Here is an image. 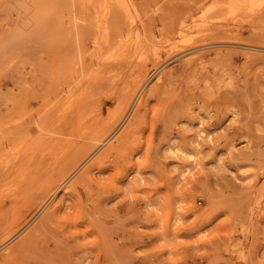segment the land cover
I'll list each match as a JSON object with an SVG mask.
<instances>
[{
	"label": "rangeland",
	"instance_id": "1",
	"mask_svg": "<svg viewBox=\"0 0 264 264\" xmlns=\"http://www.w3.org/2000/svg\"><path fill=\"white\" fill-rule=\"evenodd\" d=\"M231 1L0 0V264H264V0Z\"/></svg>",
	"mask_w": 264,
	"mask_h": 264
},
{
	"label": "bare ground",
	"instance_id": "2",
	"mask_svg": "<svg viewBox=\"0 0 264 264\" xmlns=\"http://www.w3.org/2000/svg\"><path fill=\"white\" fill-rule=\"evenodd\" d=\"M83 1V0H82ZM253 0H232L230 3H229V7L231 8V9H234V10H236V9H243V8H245V7H251L250 5L253 3L252 2ZM258 2V1H257ZM82 3V2H81ZM84 3V2H83ZM82 3V4H83ZM219 4V3H218ZM254 4H255V2H254ZM84 5H86V4H84ZM84 5H82L83 7H85ZM255 5H257V4H255ZM254 7H256V6H254ZM257 7H258V5H257ZM229 8V9H230ZM233 10V11H234ZM251 10V9H250ZM237 11V10H236ZM105 26V25H104ZM105 28V27H104ZM104 28H103V31H104ZM133 31H134V29H132V27H131V25L130 26H128V28L125 30V32L122 34V35H118V37H119V40H120V45H121V47H123V48H126L127 47V44L126 43H124V42H126L131 36H129V35H132V33H133ZM179 31H182L181 29H179ZM105 34L107 35L108 34V31L106 30V32H105ZM135 35H136V39L135 40H137L138 38H139V33L136 31V33H135ZM134 35V36H135ZM133 36V35H132ZM133 40V39H132ZM108 41V39H106V42ZM129 47H130V45H129ZM130 102V101H129ZM128 103V99L125 101V103H124V106H123V108H122V111L118 114V117H120V115L122 114V112L124 111V107H125V105ZM97 143V142H96ZM72 172V171H71ZM71 174V173H70ZM69 175H67V177H68ZM60 181V178H54L53 179V181H52V186L47 190V194L50 192V191H55L56 189H57V186H58V182Z\"/></svg>",
	"mask_w": 264,
	"mask_h": 264
}]
</instances>
